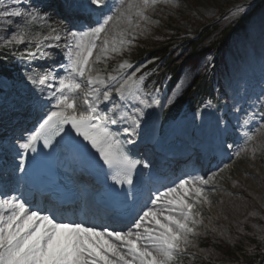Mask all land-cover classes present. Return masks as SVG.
Returning <instances> with one entry per match:
<instances>
[{
  "label": "snow or ice",
  "instance_id": "1",
  "mask_svg": "<svg viewBox=\"0 0 264 264\" xmlns=\"http://www.w3.org/2000/svg\"><path fill=\"white\" fill-rule=\"evenodd\" d=\"M159 6L171 15L181 0H83L79 7L87 16L79 17L84 23L76 27L35 0H0V33L15 29L0 35L8 50L3 55L6 59L11 53L31 65L24 78L47 107L17 144L19 170L24 171L28 155L39 146L70 143L87 159L102 162L101 171L119 186L110 189L119 201L112 223L99 226L63 216L54 193L52 207L42 209L33 204L31 191L0 188V264H184L185 258L197 259L189 249L205 229L204 209L213 206L211 196L223 169L185 173L145 193L134 175L138 166L151 165L142 164L127 147L136 142L147 110L175 100V91L163 102L159 89L147 91L148 73L137 75L146 65L125 58L161 24L154 19ZM248 7L233 5L223 20L239 21ZM103 8L108 11L98 14ZM52 49L61 51L63 62L43 65L54 55ZM110 61L117 63L110 68ZM260 129L264 118L256 130L241 128L243 146L222 147L236 156L250 151L255 158L264 150V144H256ZM257 231L264 240V227Z\"/></svg>",
  "mask_w": 264,
  "mask_h": 264
},
{
  "label": "rangeland",
  "instance_id": "2",
  "mask_svg": "<svg viewBox=\"0 0 264 264\" xmlns=\"http://www.w3.org/2000/svg\"><path fill=\"white\" fill-rule=\"evenodd\" d=\"M39 1L40 0H35L36 3H39ZM116 2H118V0H116ZM40 3H45L47 5V1L44 2V0H41ZM220 4H223V6L221 5L220 7ZM236 4L249 6L247 14L236 22L223 20V17L228 13L229 9ZM50 7L52 8V6ZM206 7H208V10ZM210 7H214V9L209 13ZM165 9L167 8L164 6L158 7V10L154 15V19H160L161 24L157 27H153L150 35L139 39L137 41V46L133 48L131 54L126 55L125 58L129 59L132 63L135 62L133 55L136 54V52L141 51L143 49V45L148 43H156L153 45H157L156 47H159L158 45H163L171 48V51L174 52V57L177 58L175 65L181 66L180 75L173 84L174 87L172 90L166 87L161 88L162 90L159 89V95L162 102L164 101V98L173 95L174 91L176 93L178 90L177 85H182V83L186 81L183 79L186 74H191L187 80L188 85L186 89L180 93L178 98L174 100V102L178 101L182 97H185L188 94V91L194 87L201 76H205V79H208V84H210L213 89V98L203 106L200 110L201 113L198 112L195 114L196 117H193L188 122V129L186 130L188 131L191 129V125L194 124L196 118L200 119V123H203L201 116L199 115H202L203 110L212 111L211 105L213 103L216 104L218 102L220 107H222L221 112L223 114L225 96H229L234 99L240 97L237 93L240 91V85L236 84L238 89L235 90L233 88L232 81H236L238 83V81L243 80V78L241 79L242 76L246 78L258 74L257 71H254L255 69L253 70L250 67V62L252 61L254 63L253 66L255 67V65L260 62L259 55L264 50V44L261 45V48H259V43H262V40H264V0H181V7L174 10L171 15H169V10L166 11ZM236 25H239L240 28L233 32V35L228 38L226 44H220L219 42L224 36V32L226 30H230L231 28H236ZM213 26H217L218 28L213 31L209 38L199 45L197 52L194 53L191 48L192 42L197 40L198 36L205 28H212ZM14 30L15 29H11L10 32H8V35H10L11 31ZM218 43L219 45H222L221 49L216 48ZM4 49L3 43L0 42V51H8L7 49ZM251 49L253 52L252 57H250V55H242L243 52ZM51 52H53L54 55L50 58L56 59L55 51ZM217 52H219L218 56H216ZM252 58L258 59L254 60ZM119 59L120 58H117V60ZM47 60L46 62H43V65L47 63ZM154 60V57H145L140 64L138 63V65L144 64L147 66L151 63L153 64L155 62ZM17 61L18 73L16 75V84L1 80L0 89L5 88L7 91V89H11V87H13L14 89L16 88L17 91L24 94V92L26 93L31 90V87H29L30 85L24 78L25 72L29 67L31 68V65L19 60ZM148 61L151 62L148 63ZM116 63L117 61H110V68L115 66ZM146 66L142 69H145ZM222 68L227 70H236L233 73H226L223 76L221 74ZM166 79L170 81L171 77L167 76ZM245 82V87H248V81ZM226 84L230 85V88L226 87ZM262 86H264V83L260 85V89H263ZM145 88L149 92L157 89L152 88V86L150 87L148 83ZM33 93L36 98L39 97V94L36 92ZM255 95L256 105L253 108V112L255 114L258 110H262L260 112V116L263 117L264 107H262V105H264V97L260 96V93L258 95L255 93ZM7 96L8 93L3 94L0 97V104H2L4 99H7ZM17 100V96L16 98H9V101ZM21 101L27 103L28 98L26 97L25 100L21 99L17 102V104ZM9 103L12 102H6V105ZM166 107L167 108H165L163 115V122L166 121L165 126H173L175 124L174 122L172 123V121H167L172 119V115L168 112L170 105H166ZM157 108L159 107L154 109ZM4 109L5 106L2 108L0 107V118H2L4 114ZM30 110L31 109L28 106L27 112ZM227 112L228 114L230 113V115H237L239 109L236 111L228 110ZM24 117L25 115L22 118ZM253 123L254 130L261 124L258 119L254 120ZM23 124L24 122L21 121V127ZM174 129L177 132V128ZM168 130L170 133H166L165 135L170 137V134H173V132L171 131V128ZM2 131L0 132V136L3 139L4 133L6 132ZM184 135L186 137V133ZM175 137L178 138L176 135ZM256 144H264V129L259 130ZM221 169H223V171H221L220 175L217 177L215 191L211 196V198H213V206L211 210L207 207L204 209L205 229L206 231H212L213 234H218L221 231L220 225L222 223H229L231 219H235L237 217L235 219L234 230L238 231L240 227L241 230L238 237L235 238L233 242H231L232 236L229 237L230 234H228L226 236L229 241L223 243L220 240L216 241L211 237L209 238L205 229H202V234L195 246L189 249V252L194 253L197 259L192 260L185 258L184 264H199V258L205 260L201 264H231L234 263V260L229 258V254L232 250L237 251L243 249L246 252L247 257L250 255L252 256L253 254H264V240H261L260 234L257 231L258 228L264 227V218H262L264 217V209L256 208L253 212L258 213V215L250 218L245 226L240 225L243 221L242 218L244 215L250 213L252 201L256 200L258 197L264 198V150L258 151L255 158H252L250 151L242 152L240 156L235 155L234 158L230 162L228 161ZM213 229H215V231H213ZM215 242L217 244H215ZM208 252L217 254L218 257L215 258L214 255L211 256ZM242 261L244 262L245 258H243ZM245 263L246 262H244V264ZM261 264H264V260Z\"/></svg>",
  "mask_w": 264,
  "mask_h": 264
},
{
  "label": "trees",
  "instance_id": "3",
  "mask_svg": "<svg viewBox=\"0 0 264 264\" xmlns=\"http://www.w3.org/2000/svg\"><path fill=\"white\" fill-rule=\"evenodd\" d=\"M213 1V0H212ZM215 1V0H214ZM8 0H5V3H7ZM217 4V3H216ZM223 6V4H220ZM13 6V5H10ZM216 7V5H215ZM206 9L208 10V7H206ZM209 13L212 12V10L214 9V7H210L209 8ZM166 11H168V9H165ZM169 12V11H168ZM218 27L213 26L212 28L208 27L205 28L204 31L198 36L197 40L193 41L191 44V48L192 51L194 53L197 52L199 45L204 42L207 38H209L213 31H215ZM240 28L239 25H236V28H231L230 30H226L224 32V36L222 37V39H220V44L222 43V45L226 44L228 38L230 36L233 35V32L236 31V29ZM11 30V29H10ZM9 30V32H10ZM0 35L3 36H8V32L7 33H0ZM216 48L221 49L222 45H219ZM152 44V45H150ZM156 43H148L143 45V49L141 51L136 52V54H134V58H135V62L140 63L144 60L145 57H154L155 62L150 66V69L148 71V76H151L153 78V80L158 81L159 84H163V82L165 81L167 76H170L172 79V84L175 83V81L178 79L179 75H180V65H175L176 59L174 57V52L171 51V48H169L168 46H163V45H158L159 47L153 46ZM264 44V40H262V43H259V48H261V45ZM215 48V46H214ZM256 49V48H255ZM6 50V49H4ZM7 51H0V76L3 74H8L9 73V66H11V62H12V55L11 53L8 54L7 58L5 59L3 53H5ZM218 56L219 52L216 53ZM252 49L249 51H245L242 53V55L244 56H249L252 57ZM254 60H257L256 58H252ZM186 61V60H185ZM259 63L257 65H255V67L253 66V62H250V67L254 70L257 71L258 74L251 76V77H246L244 78L243 76L241 77V79L243 78V80L238 81V83L236 81H232L233 84V88L235 90L238 89V86L236 84L240 85V91H238L237 93L240 95V97L242 95H246V96H250V93L259 85H261L262 83H264V50L262 51V53L259 55ZM184 64V62H183ZM236 70V69H235ZM234 69H225L222 68L221 70V74L224 76L226 73H233L235 72ZM245 81H248V87H245ZM188 85V81H184L182 83V87L179 88L176 93H175V99L178 98V96L180 95V93L186 89ZM226 87L230 88V85L226 84ZM257 90V89H256ZM255 90V91H256ZM211 93V86L208 84L207 80L205 79V77L201 76L200 79L196 82V84L194 85V87H192L189 91L188 94L185 97H182L180 100H178L175 105L173 106V110L175 111V114H179L182 113L186 107H190L193 108L194 105L196 104V97L198 96L200 99H204L206 96L210 95ZM234 99L232 97L229 96H225V105L227 109H235L238 102H239V98ZM264 209V198L263 197H258L256 200L252 201V205L250 206V213L245 214L244 217L242 218V223L240 225H246L247 221L250 218H253L254 215L253 211H255V209ZM237 218V217H236ZM235 218V219H236ZM235 219H231L229 223H222L220 225V233L218 234H208L209 238H213L214 240H220L221 242L225 243L228 240L227 236L228 234L229 237L232 236V240L231 242H233L235 240V238L238 237V234L241 230V227L238 231L234 230V226H235ZM243 228V227H242ZM223 233V235H222ZM215 244H217L215 242ZM209 255L211 256H215V258L218 257L217 254H212L211 252H208ZM263 257L264 254L260 255V254H253L252 256H246V252L242 249V250H237V251H231L229 254V258L234 260V263L231 264H241L244 262H246L245 264H261L263 262ZM243 258H245V261L243 262ZM199 264H201L202 261H198Z\"/></svg>",
  "mask_w": 264,
  "mask_h": 264
},
{
  "label": "bare ground",
  "instance_id": "4",
  "mask_svg": "<svg viewBox=\"0 0 264 264\" xmlns=\"http://www.w3.org/2000/svg\"><path fill=\"white\" fill-rule=\"evenodd\" d=\"M46 1H47V5H50V6L53 7V5L56 4L60 8H62L64 6H67V5L70 4V0H64V1H61V0L60 1H56V0L55 1L54 0L53 1H51V0H44V2H46ZM74 1H77V0H74ZM82 2H83V0H80L79 5ZM109 3H112V0H109ZM44 4L45 3H42V5H44ZM104 12H107V11H104ZM52 63H53V61L49 57L48 60H47V63L44 64V65L54 67V66H56V65L59 64V63H53V64ZM262 87H263V89H260V85L257 86L250 93V96L242 95L239 98V102H238L236 108L233 109V111H236L238 109H240L239 111H243L244 109L251 110L252 108H254L255 105H256V103H255L256 102V95H255V93L257 95L260 93V96H263L264 97V86H262ZM26 97L28 98V102L27 103L21 101L19 104L9 103V104L5 105V109L3 110V113L4 114H3L2 118H0V132L2 130H3L2 132H7V129L8 128H12L14 130L22 128L21 127V121L24 122L23 126H25V124L27 123L26 122V115L28 116V113H30V111L27 112L28 106H29L30 109L31 108L39 109V107L41 108V106H42V105H39L40 103H42V102H43V104L46 103V102H44L42 100L39 101V103H37V101L34 102V98H33V93L32 92H28L27 94H25L23 100H25ZM29 102H31V103H29ZM35 103H36V105H35ZM21 105L23 106L22 108L20 107ZM165 108H167L166 105L165 106H162V107H159L157 109L152 108V109L147 110V114L145 116V119H144V122L142 124V127L139 129L138 135L135 137V141L136 142L138 141V139H141L143 136L144 137H147L149 139V141H150V140H152L154 138V135L156 133L158 134L160 132L159 127H160V125L164 121L163 115H164ZM228 110L231 111L232 109H227L226 108V105H224V113H223V116L227 113ZM210 112H208L207 110H203L202 111L201 119H202L203 123L205 121L208 122V120L209 121L217 122V120H218V118L220 116L216 117V116L213 115V113H210ZM18 113H22V114H19L18 115ZM234 113H236V112H234ZM24 115H25V117L22 118ZM31 117H33V115ZM34 117L36 119L37 118V115H34ZM229 118L231 119L230 120L231 126L232 127H236L237 122L239 120H241V119H244L245 116L243 114L242 115H239V114H237V115H230V113H229ZM262 118H264V117H261V121L260 122H262ZM28 119H30V115H29V118ZM194 123H196V125L198 124L197 125V129H196V131H198V133L204 132V129L206 127V124L203 126L202 125L203 123H200V119H198V118H196V120H195ZM34 125H36V123L35 124H32L31 126H34ZM198 127H199V129H198ZM118 128H119V126H118ZM169 128H171V131H172V127L171 126L170 127H167L166 129H164V134L160 136V140H159V141H161V143L167 144L166 146H168V147L174 146L176 144V140L177 139H178V141L182 142L184 145L187 144V143H189L190 142V140H189L190 139V134L192 135L195 132L194 128L191 125V129L188 130V131H186V132H184V134L186 133V137H185L184 134H183V136L176 135V136H178V138L175 137V134H170V137H169L168 135H165L166 133H170V131L168 130ZM225 128L228 130L229 129V126H225ZM187 129H188V127L186 128V130ZM229 132L232 133V131H230V130H229ZM232 135H234V132H233ZM12 136H15V134L13 133ZM3 139H5V138L3 137ZM1 145H3L2 144V141H1ZM204 151H205L206 158L208 156H210V154H211L210 153V146L205 145L204 146ZM184 152H185L184 149H181L179 151H175L176 154H182ZM4 153L6 155V157H5L6 160H5V162H2V169L0 170L1 171L0 172V180H1L0 181V186L1 185H4L6 187V191L7 192H13L14 189H15V187H16V185H17V180L15 178V173L18 172V167L17 166H14L13 168H10L9 169L8 167L6 168V166H7L6 164L7 163L8 164L14 163V161H17L19 159L17 158V155H15L13 153V151H11V149H6V151ZM2 154H3L2 153V147H0V158H2ZM234 156H235V153L233 154V156L231 158H228L227 160L228 161H231L234 158ZM227 160L226 161L225 160L222 161L220 163V165L217 167V169H214V170L208 169L206 173H208L210 170L211 171H219L225 165V163L228 162ZM150 162H151L150 164H152V165L155 166V163H156L155 160L152 159V160H150ZM174 164L175 165L173 167H171L170 169H168V168L167 169L170 172L174 171V175L175 176H172L170 173H167V176H169V177H177V174L180 175V176L184 175V174H181V173H185L187 171V166L190 165V160H186V161H182V162L176 161ZM5 168H6V170H5L6 172H4V169ZM142 169L144 170V168H142ZM2 174H3V176H2ZM1 178H6V180L3 181V179H1ZM161 181H163V180L161 179ZM3 182H5V183L2 184ZM211 199H213V198H211ZM78 220H79V218H78ZM206 233L207 234H213L212 231H209V230L206 231ZM202 260L205 261L204 259H201V258L198 259V261H202Z\"/></svg>",
  "mask_w": 264,
  "mask_h": 264
}]
</instances>
